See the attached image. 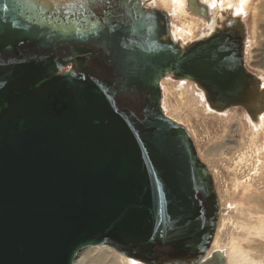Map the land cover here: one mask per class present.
<instances>
[{
	"label": "water",
	"instance_id": "obj_1",
	"mask_svg": "<svg viewBox=\"0 0 264 264\" xmlns=\"http://www.w3.org/2000/svg\"><path fill=\"white\" fill-rule=\"evenodd\" d=\"M206 22L208 9L188 0ZM246 27L227 18L180 45L141 0H0V264H74L107 246L144 264H226L220 206L165 78L215 112H264L245 66Z\"/></svg>",
	"mask_w": 264,
	"mask_h": 264
},
{
	"label": "rangeland",
	"instance_id": "obj_2",
	"mask_svg": "<svg viewBox=\"0 0 264 264\" xmlns=\"http://www.w3.org/2000/svg\"><path fill=\"white\" fill-rule=\"evenodd\" d=\"M263 3V0L252 2L244 17V25L245 66L249 72L264 80ZM254 5L261 16L253 17ZM157 8L160 9L159 6ZM179 21L174 19L171 24L177 27ZM163 83L166 88L162 93L165 115L186 128L200 160L212 174L219 206L224 211L222 216L226 218L225 228L219 235V245L229 249L234 241L239 247L246 248L252 258L263 257L264 238L258 232L249 235L246 228L253 227L258 221L264 222V160H259L250 148L247 153L248 166L235 165L237 154L244 153L245 147L249 145L246 114L238 108L230 109L223 117H216L219 114L214 113L206 114L197 107L199 90L194 88V84L171 79ZM182 89L185 91L180 98L178 94ZM221 153L226 155L222 156ZM236 223L239 224L237 228ZM79 259H76V263Z\"/></svg>",
	"mask_w": 264,
	"mask_h": 264
},
{
	"label": "bare ground",
	"instance_id": "obj_3",
	"mask_svg": "<svg viewBox=\"0 0 264 264\" xmlns=\"http://www.w3.org/2000/svg\"><path fill=\"white\" fill-rule=\"evenodd\" d=\"M141 1L144 3L146 8L158 9L157 6H159L160 8L159 10L164 11L169 16L170 37L174 42L184 46L187 45L188 43L209 36V34H211L217 27H219V25L222 22H224L228 17L231 19L238 18L244 23V17L246 14H248L247 11L252 6V2L254 0H198L200 4L205 5L208 9L209 20L207 22L202 18L188 12L187 9L188 0H141ZM261 5H263L262 8H264V3ZM253 7H254L253 17L261 16V13L258 12V7L256 5H254ZM174 19L180 20L179 25L177 27L171 24V22ZM165 80L167 81L170 79L168 78L163 79L160 83V87L163 94H164V90L166 91V88L163 87L164 84L163 82H165ZM259 80H260L261 89H264V80L261 78ZM179 82L180 83L186 82L188 85L193 84L188 81H179ZM194 88L198 90L195 85ZM184 91L185 90L182 89L181 92L178 94L180 98H182V96L184 95L183 93ZM197 107L199 109L201 108V111L202 112L204 111L206 114H211V115H213L212 113L219 114L216 115V117L226 116L227 112L229 111L227 110L222 113L212 111L205 102L204 95L200 90H199V100L197 103ZM165 109H163V111ZM220 114H224V115H220ZM245 118L246 121L248 122L247 124L249 127L248 130L250 132L248 137L249 145L245 147L244 153L237 154L236 156L237 162H235L236 166L242 165L243 167H247L249 164V160H248L249 157L247 153L249 152L250 148L252 149V153L256 155L259 160H264V112L259 114L256 118H251L246 114ZM220 155L224 156L226 154L221 153ZM223 212L224 211H222V207H221L219 221L216 226V232L213 241L211 243L210 250L206 255V258L209 257L210 254L213 252H219L224 256L226 260V264H255V263L264 264V256L263 257L256 256L252 258L246 248L239 247L234 241L231 242L229 249L225 247H221L219 245L218 242L219 235H221V232L223 231L226 225V218L222 216ZM238 225L239 224L236 223L235 228H237ZM246 230L248 231L249 235H252L253 232H258L264 238L263 221H258L253 227L246 228ZM110 249L111 248L107 246H96V247L85 248L77 254L74 264H144L132 258L125 257L121 254L119 255V253L117 254L116 251L114 252L112 251L113 249L111 250ZM78 258L80 259L76 263V259Z\"/></svg>",
	"mask_w": 264,
	"mask_h": 264
}]
</instances>
